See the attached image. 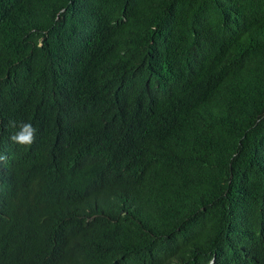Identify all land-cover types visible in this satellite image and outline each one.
Masks as SVG:
<instances>
[{
    "label": "trees",
    "instance_id": "1",
    "mask_svg": "<svg viewBox=\"0 0 264 264\" xmlns=\"http://www.w3.org/2000/svg\"><path fill=\"white\" fill-rule=\"evenodd\" d=\"M0 154V264H264V0H0Z\"/></svg>",
    "mask_w": 264,
    "mask_h": 264
},
{
    "label": "clouds",
    "instance_id": "2",
    "mask_svg": "<svg viewBox=\"0 0 264 264\" xmlns=\"http://www.w3.org/2000/svg\"><path fill=\"white\" fill-rule=\"evenodd\" d=\"M9 126L16 131L11 135L10 139L13 143L21 146H29L35 142L37 136V128L32 123L24 121H9ZM8 156L0 154V162H6Z\"/></svg>",
    "mask_w": 264,
    "mask_h": 264
}]
</instances>
